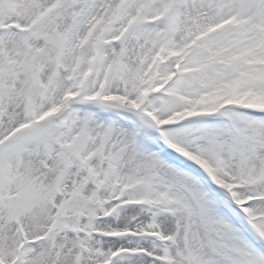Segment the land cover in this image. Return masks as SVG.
Wrapping results in <instances>:
<instances>
[{
	"label": "snow or ice",
	"instance_id": "obj_1",
	"mask_svg": "<svg viewBox=\"0 0 264 264\" xmlns=\"http://www.w3.org/2000/svg\"><path fill=\"white\" fill-rule=\"evenodd\" d=\"M0 264H264V0H0Z\"/></svg>",
	"mask_w": 264,
	"mask_h": 264
}]
</instances>
